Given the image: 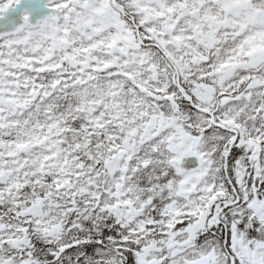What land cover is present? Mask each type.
Here are the masks:
<instances>
[{"label": "snow or ice", "instance_id": "obj_1", "mask_svg": "<svg viewBox=\"0 0 264 264\" xmlns=\"http://www.w3.org/2000/svg\"><path fill=\"white\" fill-rule=\"evenodd\" d=\"M0 264H264V0H0Z\"/></svg>", "mask_w": 264, "mask_h": 264}, {"label": "flooded vegetation", "instance_id": "obj_2", "mask_svg": "<svg viewBox=\"0 0 264 264\" xmlns=\"http://www.w3.org/2000/svg\"><path fill=\"white\" fill-rule=\"evenodd\" d=\"M24 9H29V10H30L29 7H25V8H22V9L20 10V12H22ZM33 22H35V21H33Z\"/></svg>", "mask_w": 264, "mask_h": 264}, {"label": "water", "instance_id": "obj_3", "mask_svg": "<svg viewBox=\"0 0 264 264\" xmlns=\"http://www.w3.org/2000/svg\"><path fill=\"white\" fill-rule=\"evenodd\" d=\"M190 159H193V158H190ZM194 160V159H193Z\"/></svg>", "mask_w": 264, "mask_h": 264}]
</instances>
